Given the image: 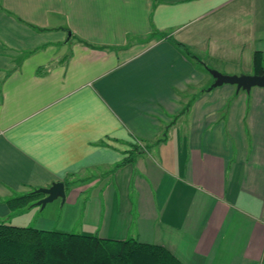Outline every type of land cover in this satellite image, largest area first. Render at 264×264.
<instances>
[{"label":"crops","instance_id":"0c3cea01","mask_svg":"<svg viewBox=\"0 0 264 264\" xmlns=\"http://www.w3.org/2000/svg\"><path fill=\"white\" fill-rule=\"evenodd\" d=\"M256 51L264 0H0V217L70 177L67 219L35 227L264 264V87L207 68Z\"/></svg>","mask_w":264,"mask_h":264},{"label":"trees","instance_id":"16d2710c","mask_svg":"<svg viewBox=\"0 0 264 264\" xmlns=\"http://www.w3.org/2000/svg\"><path fill=\"white\" fill-rule=\"evenodd\" d=\"M175 41V40H174ZM185 53L196 57L180 41ZM254 72L264 74V53L256 51ZM125 159L123 162L129 161ZM70 177L65 184H70ZM35 189V188H34ZM28 193L7 200L10 209L36 202L43 194ZM0 264H183L162 245L136 238L113 239L62 229H39L0 221Z\"/></svg>","mask_w":264,"mask_h":264},{"label":"water","instance_id":"95a60500","mask_svg":"<svg viewBox=\"0 0 264 264\" xmlns=\"http://www.w3.org/2000/svg\"><path fill=\"white\" fill-rule=\"evenodd\" d=\"M71 32L69 31V36ZM209 72L214 77V82L211 84L210 89L223 85L235 84L237 89L250 91L252 87H264V74L250 73V74H227L215 68L207 67ZM35 193L43 194V197L38 199L35 204L44 208L49 202L61 198L63 202L66 199V184L64 181H54L48 187H38L34 189Z\"/></svg>","mask_w":264,"mask_h":264},{"label":"rangeland","instance_id":"374dc122","mask_svg":"<svg viewBox=\"0 0 264 264\" xmlns=\"http://www.w3.org/2000/svg\"><path fill=\"white\" fill-rule=\"evenodd\" d=\"M69 210L70 208L64 206L61 198L49 202L44 208L33 202L26 206L12 209L10 217L1 216L0 221L19 226H35L40 219H50V224L54 225L59 220L63 221L65 218L67 219ZM76 230L75 228L72 231L76 232Z\"/></svg>","mask_w":264,"mask_h":264}]
</instances>
